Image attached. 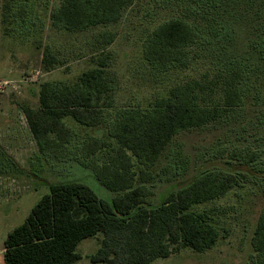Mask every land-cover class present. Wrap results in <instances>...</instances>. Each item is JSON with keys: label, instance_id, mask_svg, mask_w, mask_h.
Listing matches in <instances>:
<instances>
[{"label": "rangeland", "instance_id": "rangeland-1", "mask_svg": "<svg viewBox=\"0 0 264 264\" xmlns=\"http://www.w3.org/2000/svg\"><path fill=\"white\" fill-rule=\"evenodd\" d=\"M61 1L0 0V119L9 113L14 127L5 135L0 129V264H4L9 232L26 220L37 202L49 193L51 184L79 181L105 200L116 195L87 162L102 163L104 151L87 158L85 146L92 138L116 145L109 127L120 110L147 108L174 87L195 80L205 81L206 104L213 105L219 100L215 95L217 72L238 59H248L252 68L244 86L245 106L234 109L224 121L176 135L151 168L154 179L144 183L152 192L148 200L157 206L202 170L239 173V185L225 196L192 208L214 213L216 244L202 252L179 248L151 264H256L259 255L255 234L258 226H264V66L250 48L252 32L249 35L241 23L246 11L234 10L235 0H219L212 8L208 0H133L119 22L74 32L52 25L51 14ZM177 17L196 28L199 43L188 50L186 67L155 70L144 58L145 40L158 25ZM104 31L116 34L109 45L97 42ZM98 46L111 54L109 74L115 78L112 106L104 110V121L94 127L64 117L67 144L42 153L23 107L39 108L44 82H72L82 72L95 68ZM45 50L57 58L50 72L42 67ZM243 148L257 154L256 161L244 164L230 158L231 150ZM134 162L135 170L143 167ZM102 236L99 233L82 240L77 247L81 258L74 264H106L91 260Z\"/></svg>", "mask_w": 264, "mask_h": 264}, {"label": "trees", "instance_id": "trees-1", "mask_svg": "<svg viewBox=\"0 0 264 264\" xmlns=\"http://www.w3.org/2000/svg\"><path fill=\"white\" fill-rule=\"evenodd\" d=\"M132 2L62 0L51 14L52 25L60 30L83 32L115 24ZM208 2L212 8L217 7L219 0ZM235 3L233 9L238 13L246 11L241 23L249 35L252 32L250 48L264 66V0H235ZM115 38V33L104 31L97 42L109 45ZM199 40L191 23L184 18H172L148 35L143 55L153 69L161 72L186 67L188 50ZM96 49L99 56L95 68L82 72L72 82H44L38 96L39 108L23 107L42 153L67 144L64 117L94 127L104 121V110L112 106L115 78L109 74L111 54L99 50L100 46ZM56 63V56L45 50L43 69L50 72ZM251 71L248 59H238L231 67L219 70L215 84L219 100L210 106L206 104L205 81L195 80L174 87L147 108L120 110L109 127L116 145L92 138L85 146L87 158L104 151L102 163L87 162L116 195L105 200L79 181L51 184L49 193L37 202L26 220L9 232L4 264H74L81 258L77 252L80 242L99 233L103 236L91 256L93 263L151 264L158 258H168L179 248L202 252L213 247L218 239L214 213L192 208L225 196L239 185V173L202 170L157 206L148 200L152 192L144 183L154 179L151 168L176 135L224 121L234 109L245 106L244 86ZM210 91L212 95L215 93L212 88ZM230 158L247 164L256 161L258 155L248 148L233 149ZM134 161L143 167L135 170ZM254 244L259 255L256 264H264L263 225L258 226Z\"/></svg>", "mask_w": 264, "mask_h": 264}, {"label": "crops", "instance_id": "crops-1", "mask_svg": "<svg viewBox=\"0 0 264 264\" xmlns=\"http://www.w3.org/2000/svg\"><path fill=\"white\" fill-rule=\"evenodd\" d=\"M8 114L9 113H7L5 117L3 116V118H2L3 120L0 119V129L2 130V132L4 133V135L6 134L7 131L14 130L13 129L14 127L12 126V122L10 121V118H9V115Z\"/></svg>", "mask_w": 264, "mask_h": 264}]
</instances>
